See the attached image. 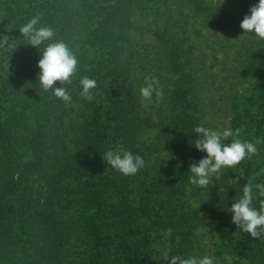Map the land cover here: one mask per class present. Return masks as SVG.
<instances>
[{
	"label": "trees",
	"instance_id": "obj_1",
	"mask_svg": "<svg viewBox=\"0 0 264 264\" xmlns=\"http://www.w3.org/2000/svg\"><path fill=\"white\" fill-rule=\"evenodd\" d=\"M7 1V76L0 77V264H152L151 233L163 235L168 228L172 234L165 238V250L170 257L187 258L196 228V214L188 213L187 163L199 135L193 130L202 118L189 112L196 113L201 100L192 74L184 72L190 38L178 18L182 13L191 19L195 34L212 29L240 39L236 69L261 71L257 87L264 120V40L240 27L259 0L248 8L246 0H231L233 10L205 0ZM160 3L170 12L151 35L172 88L163 95L169 117L154 123L140 115L133 65L138 54L126 45L134 30L149 29L135 22L136 12L152 13ZM34 16L41 17L37 27L55 33L39 48L20 31ZM56 42H64L78 60L71 83L54 85L67 89L68 103L39 82L38 62ZM85 76L96 81L91 100L81 95ZM238 116L232 113L233 130L239 128ZM147 129H156L170 144L166 165L153 181L146 165L124 176L103 161L106 150L122 144L146 162L150 148L140 137ZM249 165L245 159L235 169H224L217 181L225 196L224 216L242 197L247 178L261 183L249 176ZM238 177L240 183L234 180ZM261 201L256 192L253 207L259 210ZM238 230L245 237L237 240L241 251L249 247L259 253L264 237Z\"/></svg>",
	"mask_w": 264,
	"mask_h": 264
},
{
	"label": "rangeland",
	"instance_id": "obj_2",
	"mask_svg": "<svg viewBox=\"0 0 264 264\" xmlns=\"http://www.w3.org/2000/svg\"><path fill=\"white\" fill-rule=\"evenodd\" d=\"M205 1L218 7L234 9L231 0ZM253 1L246 0V7L251 6ZM148 7L151 9L152 5L148 4ZM160 8L158 10L157 6L153 5L152 13L145 14L143 10L136 12L135 22L149 29L145 32L134 30L130 36V42L126 45L138 54L133 65L140 115L154 123H157L158 119L169 117L170 111L164 99L156 102L155 95H153L152 102L143 100L140 88L146 86L145 78H154L157 82L156 86L163 90V94L172 88L171 75L163 71V60L160 55L158 56L160 47L156 38L151 35L152 29L158 28L166 18L165 14L170 12L162 3H160ZM7 11L8 1L0 0V38L7 35L6 20L9 17ZM171 13L174 12L171 11ZM178 19L179 25L182 26L181 31L184 30L190 38L185 48L188 51L187 54H191V58L185 64L184 72L192 74L195 93L201 100L196 109L197 112L193 110L189 112L195 118H202L199 124L203 123L206 127L223 130L232 127V113L236 111L239 114L237 124L241 129L240 139L250 142H255L257 139L264 141L263 95L257 87V78L261 71L247 73L236 69L237 63L234 56L240 39L233 34L226 36L212 29H202L200 33L195 34L196 29L193 28L191 19L185 20L182 13ZM9 42L10 39L6 45L0 46V77L2 78L7 76V66L4 60ZM146 70L148 75L145 74ZM140 141L150 148L145 165L146 173L151 175L150 180L153 181L156 172L166 165L165 160L170 154V144L159 138L156 129L144 130ZM257 148L258 155L249 159V176L262 184L264 182V143L258 144ZM193 154L187 163L188 170L192 162H198L206 156V153L196 148ZM217 181L213 180L207 188H198L187 180L185 188L188 205H190L188 213L196 214L192 221L196 225L195 238L188 257L202 258L207 255L213 259L214 264H264V243L259 246V253L257 251L256 254H252L249 247L242 252L241 246L237 244V240L245 239V237L232 222L233 214L229 211V216H224L221 211V202L225 196L222 194L221 187L217 186ZM234 202L233 200L232 203ZM149 245L152 252V264H165L162 259L166 251L165 237L158 230L151 233ZM251 247L254 248V245Z\"/></svg>",
	"mask_w": 264,
	"mask_h": 264
},
{
	"label": "clouds",
	"instance_id": "obj_3",
	"mask_svg": "<svg viewBox=\"0 0 264 264\" xmlns=\"http://www.w3.org/2000/svg\"><path fill=\"white\" fill-rule=\"evenodd\" d=\"M41 22L40 16H34L20 28L21 33L26 37L30 45L39 48L45 41L51 40L55 35L50 27H37ZM244 33H254L259 40H264V0L250 8V15H245L240 24ZM9 37L4 35L0 38V46L6 45ZM41 69L39 82L44 90H53L56 97L68 103L71 96L66 88L54 87L57 81L61 84H70L71 78L75 75L78 67L76 56L70 51L64 42L49 44L42 53V58L38 62ZM156 81L152 77L145 78L144 87L140 88L141 97L145 102H152L153 95L156 102L163 99V90L156 86ZM81 95L91 100L92 90L96 88V81L85 76L80 81ZM198 133V138L192 144L196 149L206 156L198 162L194 161L189 166V181L198 188H207L213 180H219L224 169H235L246 158L251 159L258 155L257 145L264 143L260 139L255 142L242 141L239 137L241 129L225 128L217 130L200 124L193 130ZM102 159L108 166L124 176L136 175L145 166V160L139 154H133L122 144L116 148L106 150L102 154ZM240 176H243L241 174ZM240 183L239 177L234 179ZM258 192L259 197H264V184L252 182L247 178L243 187V195L230 206L232 222L238 229L250 234L253 238L264 237V201L257 210L253 207L254 194ZM172 234V229L163 231L165 238ZM163 261L165 264H214L209 256L198 258L189 256L184 258L180 255L169 256L168 251H164Z\"/></svg>",
	"mask_w": 264,
	"mask_h": 264
}]
</instances>
